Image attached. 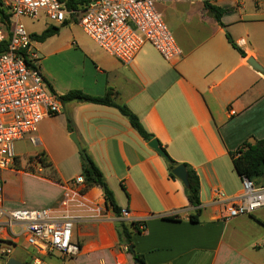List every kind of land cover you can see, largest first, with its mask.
<instances>
[{
    "label": "crops",
    "instance_id": "1",
    "mask_svg": "<svg viewBox=\"0 0 264 264\" xmlns=\"http://www.w3.org/2000/svg\"><path fill=\"white\" fill-rule=\"evenodd\" d=\"M205 2L158 5L182 49L174 60L148 43L132 63L123 64L105 50L56 41L58 33L41 42L51 41L40 53V68L56 94L112 91L171 158L197 172L201 184V204L193 206L183 182L170 176L168 161L118 108L63 102L62 112L41 121L35 150H23L28 138L18 140L15 167L0 170L1 207L84 205L73 232L80 252L72 258L53 255L49 264H137L121 242L120 220L145 222V229L133 234L134 249L145 264H264V207L225 220V202L216 195L220 190L224 199H237L242 180L231 152L264 138V71L248 62L252 58L264 68V0L209 2L225 9L222 24ZM227 32L245 55L229 42ZM73 132L103 171L117 204L129 211L128 218L107 207L97 212V206H106L102 189L64 175L60 164L68 159L77 162L82 175ZM38 153L42 162L34 165L31 159ZM25 155L30 156L27 165Z\"/></svg>",
    "mask_w": 264,
    "mask_h": 264
},
{
    "label": "built area",
    "instance_id": "2",
    "mask_svg": "<svg viewBox=\"0 0 264 264\" xmlns=\"http://www.w3.org/2000/svg\"><path fill=\"white\" fill-rule=\"evenodd\" d=\"M166 0H90L85 9L69 8L61 0H2L11 14L10 29L0 21V44L6 42L0 52V170L15 167V144L28 138L39 144L37 132L41 121L48 115L62 112L63 102L51 91L40 68V52L35 40L22 22L27 16L38 18L43 12L55 24L75 20L83 30L106 52L123 64L134 61L146 43L152 44L166 60L180 58L182 49L165 21L158 5ZM211 2L213 0H206ZM41 164L42 154L31 159ZM242 192L237 199H224V192L216 190L218 198L225 202V220L250 215L264 207V178L260 182L241 176ZM76 183L86 184L83 175ZM0 182V197L3 193ZM84 205L65 203L62 208H13L0 206V243L6 262L14 255L21 239L32 248L30 264H49L48 258L60 255L72 258L80 252L73 232L78 212ZM97 206V212L106 210ZM122 218L129 217L126 208ZM139 222L140 230L146 224Z\"/></svg>",
    "mask_w": 264,
    "mask_h": 264
},
{
    "label": "trees",
    "instance_id": "3",
    "mask_svg": "<svg viewBox=\"0 0 264 264\" xmlns=\"http://www.w3.org/2000/svg\"><path fill=\"white\" fill-rule=\"evenodd\" d=\"M61 1H64L67 7L69 8H79V9H85L90 2V0H61ZM205 5L212 12H214L216 19L222 24L221 15L225 11V9L214 6L207 1L205 2ZM0 21L5 24V27L7 29L8 28L10 29L11 14L3 6L2 0H0ZM68 23L69 21H66L61 25H67ZM59 30H60L59 26L50 25L46 29H44L40 34L31 33V37L36 41L42 42L47 38L57 34ZM226 36L229 42L233 45V47H235L242 55H245V52L233 40L232 36L228 32ZM5 46H6V42L0 44V52L5 48ZM45 81L49 89L53 91L51 84L46 80V78ZM58 97L62 102L80 101V102L102 104V105L116 107L124 116H126L129 119L130 124L139 133L141 137H143L147 141L155 137L154 134L148 132L145 129L139 117L127 105L120 104L115 100L114 93L112 91H108L103 96H95V95L86 94L78 89H73L65 94L58 95ZM68 127L69 129L72 130V126L70 125V123ZM231 156H232L234 169L240 176H247L248 179H251L257 183L260 182L262 178H264V138L261 137V139H258L255 143L245 142L237 150L232 151ZM81 157H82L81 174L83 175L87 186L100 187L104 194L108 208L111 209L116 216H120L122 208L117 204L114 192L109 186L103 171L90 156H89L90 159L89 162H86L83 156ZM178 164L180 163L170 157V160L168 161L169 170H170L169 174L173 178H175L176 176L172 173V169ZM184 164L186 165L188 170V181H189V185L185 187L186 196L191 205L199 206L201 204V199H200L201 184H200V179L198 178L199 175L189 164L187 163ZM52 176L54 177V175ZM198 214H200L199 210L196 215L191 216V219L196 220ZM118 230H119L121 242L127 246L128 251L132 254L133 258L139 260V263L137 264H145L144 256L138 253L134 249V243H133V234L135 232L140 233L139 222L136 221L127 222L120 220L118 221ZM130 245H133V247H130Z\"/></svg>",
    "mask_w": 264,
    "mask_h": 264
},
{
    "label": "rangeland",
    "instance_id": "4",
    "mask_svg": "<svg viewBox=\"0 0 264 264\" xmlns=\"http://www.w3.org/2000/svg\"><path fill=\"white\" fill-rule=\"evenodd\" d=\"M22 22L25 24L26 28L30 33H37L40 34L44 29H46L50 25L59 26L60 30L57 35H55L53 38L56 41L66 42V41H75L77 45H82L87 48H96L97 50L102 49L82 28V26L75 20H70L67 25H61V24H55L52 21H50L46 15L43 12L39 13L38 18H30L27 16H23L21 18ZM51 41H47L44 45L41 44L40 41L35 40V44L37 47H40V53L41 51H45L46 45L50 44ZM150 44V43H148ZM76 45V46H77ZM45 46V47H43ZM103 50V49H102ZM77 146V145H76ZM35 150L32 146V142L28 141L26 144H23V150ZM78 149V147H77ZM77 156H82L79 150L77 151ZM33 155V154H32ZM30 157V156H29ZM28 155L22 156V160L24 162V165H27L29 162ZM82 158V157H81ZM25 167V166H24ZM61 169L64 172V175L68 177L69 180L76 179L78 174L80 173L78 171V165L77 162H72V159H68L62 164H60ZM6 210H9L11 208H6ZM11 247L7 243L3 242L0 243V264H7L6 262V256L2 253V248ZM31 253L32 248L26 247V244L21 241L19 242L18 246L15 249L14 255L18 257L21 260H27L31 261Z\"/></svg>",
    "mask_w": 264,
    "mask_h": 264
},
{
    "label": "water",
    "instance_id": "5",
    "mask_svg": "<svg viewBox=\"0 0 264 264\" xmlns=\"http://www.w3.org/2000/svg\"><path fill=\"white\" fill-rule=\"evenodd\" d=\"M248 62L257 70L260 71H264V68L262 66H260L257 62H255L252 58H250L248 60ZM71 139L75 142V144L78 147L79 152L81 153V155L84 157L86 162H89V156L87 154V152L84 150L81 142L79 141V139L77 138L76 133H72L70 135ZM148 146L154 150H156L161 156H163V158H165L167 161L170 160V156L167 153V151L161 146L160 141L158 138H152L151 140H149L148 142ZM172 173L178 178L180 179L183 184L185 185V187H187L189 185V181H188V170L185 164L180 163L178 165H176L173 169H172ZM130 247H133V245H130ZM136 263H139L138 259H135ZM7 264H30L28 262H23L15 257H10L7 260Z\"/></svg>",
    "mask_w": 264,
    "mask_h": 264
}]
</instances>
